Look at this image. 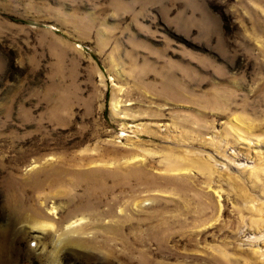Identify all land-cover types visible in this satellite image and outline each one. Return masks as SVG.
<instances>
[{
    "label": "rangeland",
    "instance_id": "obj_1",
    "mask_svg": "<svg viewBox=\"0 0 264 264\" xmlns=\"http://www.w3.org/2000/svg\"><path fill=\"white\" fill-rule=\"evenodd\" d=\"M264 0H0V264H264Z\"/></svg>",
    "mask_w": 264,
    "mask_h": 264
},
{
    "label": "bare ground",
    "instance_id": "obj_2",
    "mask_svg": "<svg viewBox=\"0 0 264 264\" xmlns=\"http://www.w3.org/2000/svg\"><path fill=\"white\" fill-rule=\"evenodd\" d=\"M262 50H264V49H262Z\"/></svg>",
    "mask_w": 264,
    "mask_h": 264
}]
</instances>
